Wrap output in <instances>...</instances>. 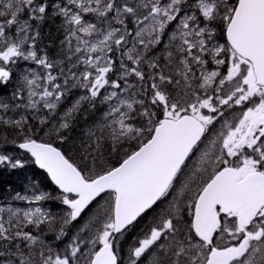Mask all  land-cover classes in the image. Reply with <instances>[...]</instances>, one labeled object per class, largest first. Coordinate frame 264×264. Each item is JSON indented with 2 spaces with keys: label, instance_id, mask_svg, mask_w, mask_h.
Masks as SVG:
<instances>
[{
  "label": "snow or ice",
  "instance_id": "snow-or-ice-1",
  "mask_svg": "<svg viewBox=\"0 0 264 264\" xmlns=\"http://www.w3.org/2000/svg\"><path fill=\"white\" fill-rule=\"evenodd\" d=\"M29 163L0 264H264V0H0V176Z\"/></svg>",
  "mask_w": 264,
  "mask_h": 264
},
{
  "label": "trees",
  "instance_id": "trees-1",
  "mask_svg": "<svg viewBox=\"0 0 264 264\" xmlns=\"http://www.w3.org/2000/svg\"><path fill=\"white\" fill-rule=\"evenodd\" d=\"M59 23V19H56L54 21H48L43 26L44 44H48L49 41H52L53 44H55L58 43L60 38H62L61 34L57 31ZM49 50L54 52L55 48L52 47ZM83 128L84 123L81 121L80 125L69 133L70 140H75L77 146L79 145V136L81 129ZM65 147H71V144L65 145ZM31 183H37V185L40 187L48 186L49 191H54V187L50 185V182L47 180L46 176L38 171L34 165L29 163L23 170H17L14 173L5 172L2 176H0V203L5 204L6 202V204H9L15 201L11 199V196L14 194V192L30 188ZM46 206L51 207L53 211L58 210L55 207V202H48ZM142 226L143 222L141 224V227ZM138 231L139 229H137V233ZM137 233H133V235H136ZM125 247H127V245H125Z\"/></svg>",
  "mask_w": 264,
  "mask_h": 264
},
{
  "label": "rangeland",
  "instance_id": "rangeland-1",
  "mask_svg": "<svg viewBox=\"0 0 264 264\" xmlns=\"http://www.w3.org/2000/svg\"><path fill=\"white\" fill-rule=\"evenodd\" d=\"M53 52V51H51ZM0 205H5L4 203H0ZM6 206H12V207H20V208H26L28 205L23 201H13L9 204H6Z\"/></svg>",
  "mask_w": 264,
  "mask_h": 264
},
{
  "label": "water",
  "instance_id": "water-1",
  "mask_svg": "<svg viewBox=\"0 0 264 264\" xmlns=\"http://www.w3.org/2000/svg\"><path fill=\"white\" fill-rule=\"evenodd\" d=\"M38 170H40V171H42L43 172V170H41V169H39L38 167H36Z\"/></svg>",
  "mask_w": 264,
  "mask_h": 264
},
{
  "label": "bare ground",
  "instance_id": "bare-ground-1",
  "mask_svg": "<svg viewBox=\"0 0 264 264\" xmlns=\"http://www.w3.org/2000/svg\"><path fill=\"white\" fill-rule=\"evenodd\" d=\"M11 193V192H10Z\"/></svg>",
  "mask_w": 264,
  "mask_h": 264
}]
</instances>
